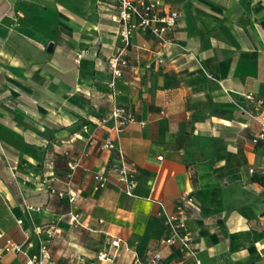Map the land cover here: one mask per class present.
Masks as SVG:
<instances>
[{"label":"crops","instance_id":"obj_1","mask_svg":"<svg viewBox=\"0 0 264 264\" xmlns=\"http://www.w3.org/2000/svg\"><path fill=\"white\" fill-rule=\"evenodd\" d=\"M164 2L180 12L166 61L154 35L137 31L113 91L117 0H0V264H27L44 244L52 259L42 264H131L158 252L159 264H264V141L253 143L247 98H264V0ZM115 105L136 118L122 132ZM107 138L137 167L135 196L117 181ZM98 172L109 183L95 191ZM70 189L74 203L59 196ZM185 191L196 198L197 254L187 259L164 244L158 203L172 210ZM51 226L61 233L49 237ZM114 238L115 261H99ZM7 240L22 251H2Z\"/></svg>","mask_w":264,"mask_h":264},{"label":"built area","instance_id":"obj_2","mask_svg":"<svg viewBox=\"0 0 264 264\" xmlns=\"http://www.w3.org/2000/svg\"><path fill=\"white\" fill-rule=\"evenodd\" d=\"M117 12L113 16L114 21L119 24L120 47L116 53L109 57V66L111 69V81L109 86L115 89L116 83L126 74L130 61L127 57L132 45V37L137 31L150 32L157 40L158 48L154 51L156 59L160 63L166 61L167 48L175 42L174 33L178 28L180 12L170 9L166 6L164 0H117ZM134 74L139 73L138 66H132ZM247 98L253 104L251 115L258 123V128L254 133L253 143L264 141V98L257 97L254 94H248ZM110 118L114 122L115 129L118 132L124 131L128 124L136 122L133 113L122 106L115 105L110 113ZM103 149H117L118 158L112 165V169L117 174V181L122 191L135 196V189L138 185V170L135 164L127 161L122 148L116 147L111 138H107L103 144ZM158 159H162L159 156ZM79 166L78 161H69V167L74 172ZM254 172V169H250ZM264 173V169L262 170ZM73 173H71L72 177ZM94 190L100 191L109 183V176L105 172H98L94 175ZM54 192V190H53ZM68 194L69 199L74 203L79 194L70 189L67 192H60L59 196L64 197ZM163 208L165 219L164 223L168 234L164 239V244L168 247H175L179 250L184 259L196 257L195 237L189 226V220L192 212L196 209V198L192 191H185L175 201L172 210H167L163 202H158ZM69 222L73 225H82L81 214L77 211L68 213ZM49 237L60 234L61 230L53 226L46 229ZM2 234H0V238ZM122 247V241L114 238L110 242V249L100 251L97 259L101 262L113 263ZM2 251H22V245L7 240ZM164 256L160 252L151 256L148 260L136 258L131 264H159ZM52 255L48 245L44 244L40 248V255L31 256L27 264H42L43 261H50ZM197 264H200L198 261Z\"/></svg>","mask_w":264,"mask_h":264}]
</instances>
